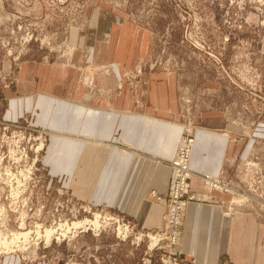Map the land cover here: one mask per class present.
<instances>
[{
	"label": "rangeland",
	"instance_id": "374dc122",
	"mask_svg": "<svg viewBox=\"0 0 264 264\" xmlns=\"http://www.w3.org/2000/svg\"><path fill=\"white\" fill-rule=\"evenodd\" d=\"M92 46L95 57L105 56L107 61L84 57L76 67L82 86H94L96 75L106 74L118 79L116 90L130 97L150 85L159 88L155 94L160 98L162 81L168 83L167 98L175 95L182 132L174 155L161 159L172 170L162 196L163 220L174 179L172 163L179 140L188 136L193 139L190 178H200L207 191L229 195L223 214L251 213L262 224L254 229V238L262 236L264 248V0H0V90L14 83L22 61L71 66L72 54L80 58ZM208 111L223 113L231 140L237 143L238 156L228 178L190 166L194 117ZM72 131L41 126L33 115L9 120L0 113V257L13 254L28 263L45 264L60 257L82 264H121L126 258L131 264L134 253L121 254V243H126L143 247L136 264H147L152 253L155 264H190L180 259L175 247L167 250L159 243L150 248L146 234L162 233L166 226L138 231L134 220L113 204L81 196L71 177L55 165L59 157L53 158L49 148L55 137L123 153L139 151L117 132L114 138L100 140ZM74 167L79 169L80 163ZM208 176L213 182L204 178ZM76 177L80 183L82 175ZM113 191L121 192L119 182ZM190 194L199 196L188 187L185 196ZM201 198L193 203L205 202ZM96 215L99 220L94 221ZM85 220L104 227L84 226ZM122 222L130 225L124 237L118 233ZM182 223L183 219L178 232ZM46 231H51L49 238ZM261 256L264 259V250Z\"/></svg>",
	"mask_w": 264,
	"mask_h": 264
},
{
	"label": "crops",
	"instance_id": "0c3cea01",
	"mask_svg": "<svg viewBox=\"0 0 264 264\" xmlns=\"http://www.w3.org/2000/svg\"><path fill=\"white\" fill-rule=\"evenodd\" d=\"M91 49L93 46L80 58L72 54L71 66L45 60L22 61L14 83L0 90V113L9 120L33 115L41 126L53 130L76 129L100 140L114 138L117 132L121 140L139 153H123L97 143L91 146L55 137L51 139L49 152L54 153L53 158L59 157L55 165L71 177L73 187L81 196L93 195L96 201L106 200L113 204V208L134 220L138 231L162 229L166 210L163 197L172 170L161 163V159L174 155V145L182 132L177 100L175 95L167 98L166 81L160 83V98L155 94L159 88L150 85L142 94L137 93L131 98L123 90H116L118 79L106 74H97L94 86H82L76 67L82 64L83 58L107 61L105 56L96 58ZM126 64L129 66L130 62L126 61ZM112 90L114 94H111ZM78 97H81L80 101ZM115 115L118 119L112 121L110 116ZM194 118L191 168L228 178L238 152L235 151L237 143L231 140L227 120L223 113L216 111L196 113ZM81 126V129L77 128ZM77 163H80L79 169L74 167ZM79 175H82L80 183L75 181ZM96 180L99 190L92 191L98 184L93 186L91 182ZM118 182L121 192L113 191ZM188 187L203 196L205 202L189 203L185 207L178 244L174 248L180 259L190 264H264L260 257L264 250L262 236L254 238V229H261L262 224L257 223L251 213L223 214L229 195L207 191L200 178H190ZM151 192L163 197L156 200ZM142 250L143 247L130 248L121 243V254L134 253L131 264L143 257ZM153 256L156 254L152 253L149 261L145 259L147 264H155ZM129 263L126 258L121 261V264ZM0 264L45 263H28L9 254L0 257ZM49 264L82 263L71 260L67 263L60 257Z\"/></svg>",
	"mask_w": 264,
	"mask_h": 264
},
{
	"label": "built area",
	"instance_id": "2783aa9c",
	"mask_svg": "<svg viewBox=\"0 0 264 264\" xmlns=\"http://www.w3.org/2000/svg\"><path fill=\"white\" fill-rule=\"evenodd\" d=\"M179 151L178 155L172 163V167L174 169V179L171 183V190L169 196V205L167 212L164 217L165 221V230L162 233H152L153 235V246H157L159 243H162L164 248L167 250H172L176 243L178 242L179 232L178 228L182 222V212L184 207L190 202L201 201V196H197L195 194H190L189 196H185V191L188 189V179L192 176V173L189 168V159L190 152L193 146V139L182 138L179 140ZM207 178V181L211 180V178ZM209 178V179H208ZM213 182V181H212ZM210 184V183H209ZM211 187V186H210ZM122 230L123 237L130 234V225L128 223L122 222ZM142 236L137 237L138 240ZM146 237H149L146 234Z\"/></svg>",
	"mask_w": 264,
	"mask_h": 264
},
{
	"label": "bare ground",
	"instance_id": "6f19581e",
	"mask_svg": "<svg viewBox=\"0 0 264 264\" xmlns=\"http://www.w3.org/2000/svg\"><path fill=\"white\" fill-rule=\"evenodd\" d=\"M42 143H40L39 144V146L41 145ZM96 220H99V218H98V215H96L95 216V218H94V221H96ZM80 224V223H79ZM86 225H90V226H93L94 228H97L98 229V227H100V228H103L100 224H98L97 222H92V221H90V220H85V222H84V226H86ZM74 226L75 227H77V226H80V225H77L76 223L74 224ZM84 226L82 227V228H84ZM75 229H77V228H75ZM52 231V230H51ZM51 231H46V236H47V238H49L50 237V234H51ZM118 233L119 234H121V226L120 225H118ZM21 236H26V234L24 233V235H22V234H20ZM148 242H149V246H150V248H152V246H153V235L149 232L148 233ZM49 240V239H48ZM178 244V242L176 243V245ZM175 245V246H176ZM174 246V247H175Z\"/></svg>",
	"mask_w": 264,
	"mask_h": 264
}]
</instances>
